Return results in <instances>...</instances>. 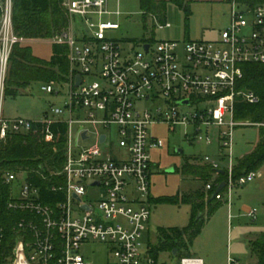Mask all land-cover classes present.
Wrapping results in <instances>:
<instances>
[{
    "label": "built area",
    "instance_id": "built-area-1",
    "mask_svg": "<svg viewBox=\"0 0 264 264\" xmlns=\"http://www.w3.org/2000/svg\"><path fill=\"white\" fill-rule=\"evenodd\" d=\"M110 1L61 0L67 25L48 40L68 47L69 73L60 83H42L41 90L59 95L55 85L62 84L68 91L61 105H51L40 120L31 121L2 113L12 47L32 40L13 32L11 1L0 0V144L11 134L29 132L35 122L46 128L61 122L67 128L62 168L48 175V191L54 198L46 201L26 172L3 175L7 185L25 176L18 196L10 194L8 207L33 218L15 222V238L7 250L0 225V264H91L81 253V247L91 242L105 246L111 260L107 264H157L151 245L142 241L151 216L155 164L150 153L163 147L152 127L165 126L171 133L182 127L189 145L216 147L215 155L199 157L200 165L213 171L204 190L214 188L213 197L228 208L234 188L261 177L259 170L233 176L232 145L237 127L255 125L236 120L235 105L260 101L239 83L243 65L264 64V4L227 0L229 23L216 41H142L139 49L133 46L126 52L109 35L120 26L108 19L121 14L109 9ZM78 76L81 81L76 85ZM73 124L80 125L79 142L94 137L95 144L74 145ZM51 138L46 129L45 140ZM106 142L109 148L101 150ZM220 172L225 176L218 180ZM246 216L255 220L257 211L248 209ZM178 264L203 260L183 256ZM226 264L248 263L228 255Z\"/></svg>",
    "mask_w": 264,
    "mask_h": 264
},
{
    "label": "rangeland",
    "instance_id": "rangeland-1",
    "mask_svg": "<svg viewBox=\"0 0 264 264\" xmlns=\"http://www.w3.org/2000/svg\"><path fill=\"white\" fill-rule=\"evenodd\" d=\"M188 1L190 8L188 19L182 10L168 2L165 8L164 24L169 26L162 27L155 25L151 17H148L145 22L142 20L139 0L110 1L109 9L112 11L118 9L121 14L108 19L120 26L118 30L110 32L109 35L118 40L126 52L133 46L139 49L142 41L154 43L156 40L163 39L181 42L218 40L220 32L229 23L230 4L228 1ZM28 45L35 57L44 61L51 58L52 43L48 39L33 40ZM41 85L40 82L32 83L16 97L3 96L1 103L3 115L9 118L21 117L38 121L51 105L62 104L64 95L68 91L66 85H55V90L60 92L59 95L43 92ZM80 129L79 124H73L70 128L73 144L85 147L95 144L94 137L83 143L79 142L77 139ZM100 131L108 133L106 130ZM151 131L162 141L163 147L154 149L150 153L152 162L155 164L150 177V195L154 202L150 205L151 216L148 230L142 238L144 246L155 244L159 227H183L188 223L189 205L157 203L156 201L162 197L181 195L196 189L203 190L202 181L184 174L182 168L186 162L200 165L198 161L191 160L193 158L199 159L203 155L213 156L216 153V147H205L201 144L189 145L184 139V128L182 127L176 128L173 133L169 132L165 126L152 127ZM257 140L258 125L237 127L233 132V162L248 154ZM108 143L100 145V149L109 148ZM176 148H180L182 152L175 153ZM169 169L173 171L168 172ZM259 172L264 173V167H261ZM24 179V175H19L11 183L10 194L13 197L18 196L19 187ZM220 203L200 234L188 247V255L202 258L203 264H226L228 255L246 263L252 262L248 244L251 239L264 232V176L234 188L230 208L224 202ZM248 209L257 211L255 220L246 216ZM81 253L91 264H107L109 260L105 246L98 242H91L81 247ZM185 254L182 253V255ZM178 260L179 257L160 252L157 264H178Z\"/></svg>",
    "mask_w": 264,
    "mask_h": 264
},
{
    "label": "trees",
    "instance_id": "trees-1",
    "mask_svg": "<svg viewBox=\"0 0 264 264\" xmlns=\"http://www.w3.org/2000/svg\"><path fill=\"white\" fill-rule=\"evenodd\" d=\"M13 32L28 40L48 39L58 34L67 25V18L61 6V0H10ZM249 5L264 4V0H243ZM172 3L182 10L188 19L190 15L188 0H139L142 20L148 17L164 24L165 8ZM1 16V11H0ZM31 42V41H29ZM29 42L13 45L8 59L7 72L4 78L3 96L16 97L32 83L62 82L69 73L68 47L65 44H52V55L48 61L35 57L28 45ZM243 77L239 87L252 90L259 96V103L250 105L238 102L235 105V119L258 125V140L252 150L236 160L233 167L235 178L264 167V64H245L242 66ZM250 125V126H255ZM46 129L52 135L45 140ZM66 125L54 122L48 125L35 122L29 132L11 134L0 144V225L4 230V250L12 246L15 238L14 224L21 218L33 216L27 212L12 210L8 207L10 185L3 182L6 172H26L30 182L37 185L42 197L49 201L54 195L48 191L51 171L62 168L66 141ZM183 173L203 183V188L212 178V169L208 166L195 165L189 162L183 166ZM42 173L45 178L40 177ZM222 172L218 180L224 178ZM214 188L205 192L196 189L181 195L159 198L157 203L187 204L190 206L188 223L183 227H159L156 242L151 245V254L157 260L160 252L176 257L188 255V247L200 234L205 223L221 204L213 197ZM149 202L154 199L149 197ZM252 264H264V232L250 240L248 244ZM182 253H186L182 255Z\"/></svg>",
    "mask_w": 264,
    "mask_h": 264
},
{
    "label": "water",
    "instance_id": "water-1",
    "mask_svg": "<svg viewBox=\"0 0 264 264\" xmlns=\"http://www.w3.org/2000/svg\"><path fill=\"white\" fill-rule=\"evenodd\" d=\"M144 47H145V49H147L148 45H145ZM80 81H81L80 77L79 76L76 77V85H79ZM184 103H187V101H184ZM102 139H103V137H102ZM181 152H182V150L180 148L175 149V153L180 154ZM172 171H173V169L168 170V172H172ZM222 187H223V185H220L216 192H218ZM176 253H177V251L174 249L172 251V255L174 256V255H176Z\"/></svg>",
    "mask_w": 264,
    "mask_h": 264
},
{
    "label": "crops",
    "instance_id": "crops-1",
    "mask_svg": "<svg viewBox=\"0 0 264 264\" xmlns=\"http://www.w3.org/2000/svg\"><path fill=\"white\" fill-rule=\"evenodd\" d=\"M191 160H194V161H198V164H200V160L198 159H196V158H193V159H191ZM262 176H264V173H261V178H262ZM256 218H257V216H256ZM196 257H198V256H196ZM200 258V257H199ZM202 259V258H201ZM239 260V259H238ZM248 264H252L251 262L249 263L248 262Z\"/></svg>",
    "mask_w": 264,
    "mask_h": 264
}]
</instances>
